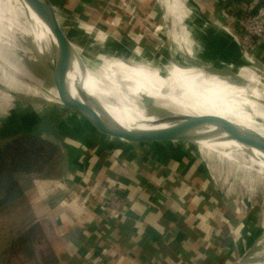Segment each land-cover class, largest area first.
Here are the masks:
<instances>
[{
  "label": "crops",
  "instance_id": "0c3cea01",
  "mask_svg": "<svg viewBox=\"0 0 264 264\" xmlns=\"http://www.w3.org/2000/svg\"><path fill=\"white\" fill-rule=\"evenodd\" d=\"M188 2L197 6L205 19L232 28V17L237 11H254L264 4V0ZM236 48L234 51L239 53V47ZM257 58L264 62V38ZM56 108L73 111L70 113L83 120L93 137L87 141L85 137L67 141L69 134L66 136L53 126L51 134L45 135L47 130L41 126L36 131L0 139L1 144L22 134H34L60 149L63 144L69 147L68 152L65 150L67 168L63 171L58 169L53 177L31 174L21 178L23 198L32 212L29 221H21L22 228L38 223L50 225L54 230L49 245L53 264H189L178 259L186 254L191 256L190 264L204 255L201 264H208L210 257L214 264H219L221 247L223 256L228 261L232 259V225L228 227L226 222L229 224L234 218L225 216L222 221V211L215 207L217 202L209 205V199L199 203L204 199L206 185H197L201 179L187 165L180 166L170 146L156 143L142 146L112 138L98 132L75 110ZM115 183L130 207L123 218L106 217L105 205H99L106 190ZM210 213L213 217L206 216ZM206 217L209 224L204 222ZM196 226L202 228V237H194ZM140 228L143 234L138 237Z\"/></svg>",
  "mask_w": 264,
  "mask_h": 264
},
{
  "label": "bare ground",
  "instance_id": "6f19581e",
  "mask_svg": "<svg viewBox=\"0 0 264 264\" xmlns=\"http://www.w3.org/2000/svg\"><path fill=\"white\" fill-rule=\"evenodd\" d=\"M158 1L165 25L163 30L176 46L179 55L177 59L154 64L152 59L134 54L126 58L130 63L124 67L116 60H104L101 55L104 59L98 56L96 59L101 65L94 66L86 61L81 48L76 46L70 68L65 75V84L71 94L99 113L100 108L103 114L132 131L170 125L169 122L159 123L163 115L149 111L151 107L163 114L222 116L264 136V65L249 57L241 43L239 54L243 55L241 60L244 65L221 62L218 57L209 53L205 41L218 44L227 41L233 46L236 40L241 42L234 28L231 30L226 24L205 19L197 6L188 0ZM170 18L172 26L168 25ZM177 21L182 25L178 31L175 30ZM7 42L13 45V49H5ZM33 43L51 60L49 66L41 64L38 67L49 71L50 67L59 65L57 39L50 27L38 20L35 13L27 10L24 4L21 5L16 0H0V61L4 64L1 69V84L18 92L41 91L47 101L63 108L54 82L48 92L42 86L39 90L21 82L20 75L33 76L25 71L26 59L36 66L39 61H45L33 58ZM11 56L15 59H11ZM121 72L134 77L113 85L109 81L110 77L118 76ZM51 80L53 81L52 77ZM146 98L151 104L147 103ZM167 101H178L181 108L174 107ZM235 106L249 107L258 124L248 122L242 114L243 110L239 111L241 108ZM213 129L215 128L207 126L201 132ZM204 142L206 145L216 144L220 152L225 154L228 164L236 169L264 178V151L228 139L225 133L197 140L196 144ZM258 246L256 252L253 253L251 248L239 257L237 264H264V236Z\"/></svg>",
  "mask_w": 264,
  "mask_h": 264
},
{
  "label": "rangeland",
  "instance_id": "374dc122",
  "mask_svg": "<svg viewBox=\"0 0 264 264\" xmlns=\"http://www.w3.org/2000/svg\"><path fill=\"white\" fill-rule=\"evenodd\" d=\"M16 2L21 5L24 4L27 10L35 13V17L38 20L44 22L26 0H16ZM53 2L62 13L63 18L65 19V24L70 28V33L73 34V32H76V34H84L82 29H80V21L93 27L100 28L101 32L99 35L105 37L103 43L107 45V47H101L102 49L98 48L97 50H103L105 52L111 49L116 51L119 55L125 53L126 56L135 52V54H141L145 59H152L154 64L170 60L172 55H174L173 52H175L176 59L179 56L177 55L176 46L171 51L167 45V39L163 30L165 25L162 21V11L158 0H53ZM233 19H235V15L232 17V20ZM233 22L234 27H236L235 20H233ZM176 25L178 26V30L182 26L178 21ZM229 28L231 29L232 27ZM231 30L230 32H232ZM234 33L232 34L234 35ZM84 38L85 45L83 47V54L84 57L86 56V61L94 66H100L101 64L96 60L90 61L88 59V56H90L89 53H95L96 55L98 52L94 51L93 47L90 45L92 43V38ZM205 42L208 45L209 53L213 54V57H218L217 59L221 62L224 61V63L244 65V62L241 60L243 55H240V52L236 53L234 51V48L239 47L240 43L238 40H236L234 44L232 43L233 46L226 43L227 41L219 44L217 42H209L208 40ZM6 44V48L11 49L12 44L9 42ZM101 55H103L105 59L102 58ZM247 55L264 65V62L256 59L248 53ZM97 56L104 60H116L117 63L124 67L130 63L125 56L108 54H99ZM41 57L39 59H42ZM45 57L47 56L45 55ZM10 58L15 59L14 56H11ZM33 58L35 59L36 57ZM50 62L51 60L47 57L45 61H39L36 66L34 62L26 59L25 71L33 76L20 75L21 82L29 84L39 90L43 87L44 91L47 89L46 92H48V88L52 86L53 81L51 80V76L47 69L38 67V65L45 64L49 66ZM3 67L4 64L0 61V77L2 73L1 69ZM226 67H228L227 64ZM121 73L122 74H119L118 76L110 77L109 81L115 85L126 82L134 77V75L126 72ZM2 85L3 84L0 82V139L9 138L16 133H23L27 130H30L31 132L36 131L41 126L45 127L47 130L44 131L45 135H48L47 133L51 134L49 131L50 127L53 126L66 136L69 134V138L66 139L67 141L70 138L74 141H79L84 137L87 141L93 137L83 120H81L76 114L70 113L73 111H57V104L47 101L41 91L31 90L28 93L20 91L18 92V97H13L5 91ZM167 102L174 107L181 108L178 101ZM235 107H240L241 109L238 108L240 109L239 111L243 110L242 114L248 122H252L253 125L258 124L255 114L249 109V107ZM33 125L35 127H33ZM8 140L10 139L5 141ZM202 144L204 145L202 146ZM65 145L66 144H63V146L61 145L62 148H59V151L56 152L55 147L57 148V145H54L50 140L44 139L37 149L39 155L42 152L43 157L35 162L33 167L36 171H32V173L34 175L44 174L43 176L51 175L53 177L55 176L53 174H57L58 169L63 171L67 168L64 156L66 153L65 150L68 152L69 147L66 148ZM183 145L185 146L186 144ZM187 145L189 151H194V146L196 148L198 146L200 151L203 152L206 157L208 156V158H211L213 155H216L227 162L226 156H224L225 154L220 152V149L216 144L206 145L204 142L197 144V146L195 144ZM183 149L184 152H186L184 147ZM202 149H204V151ZM195 155H199V152L196 151ZM202 161L204 165H208L210 173L214 178L210 180V183H204L203 180H201L200 183H197V185H201V183L206 185L204 194L202 195L204 196V199L202 201L200 200L199 203L210 199L209 205H211L212 201L218 203L215 207L217 206L218 209H221L222 212L220 218L222 221L225 216H231L234 218V220L231 218L232 222L230 221L229 224L226 222L228 227L230 224L232 225L230 229V232L232 233L231 237H233L232 243L234 245L231 254L232 259L228 261L229 258L223 256L222 250H224V248L221 247L222 255H219V259H221L219 264H237L239 257L251 249L252 243L261 236H264V178L261 179L260 177H254L252 180L248 179L242 172L228 171L218 158L215 160L214 158L209 160L203 157ZM224 200L236 203L240 207V210L245 209V205H247V208L245 209L247 215L244 213V217L242 213L239 214L235 211L232 212L225 206ZM221 205H224L225 207L222 206L221 208ZM202 209H200V211ZM31 213V209H28L26 202H23L22 204L18 203L16 206L6 208L0 213V264L54 263V259L49 250L50 241L54 237V230L50 225L45 224L43 226L38 223L33 230L36 232L35 236L31 235L29 237L31 238L34 236L33 240H30L29 238L26 239V241L18 240V238H21L22 230H24V228L22 229L24 225H21V221H29L32 218ZM241 215L243 216L242 219L250 225L249 229L242 224ZM206 216L212 215L210 213ZM204 222L209 224L208 217L205 218ZM195 224L198 225L197 222ZM194 231L196 232L192 233L195 238L203 236L202 228L196 226ZM29 235L30 234H27L24 237L26 238ZM193 245L196 246L197 242L196 244L193 243ZM255 250H257L256 247L253 249V253L256 252ZM190 258L191 256H188L187 254L178 257L179 260L183 259V261H186L189 264ZM195 258L198 259L197 257ZM204 258H206V255H204L202 259L196 260L194 264H201V261ZM178 259L176 258L174 260L178 261ZM224 259L225 261H223ZM208 264H214L211 257Z\"/></svg>",
  "mask_w": 264,
  "mask_h": 264
},
{
  "label": "water",
  "instance_id": "95a60500",
  "mask_svg": "<svg viewBox=\"0 0 264 264\" xmlns=\"http://www.w3.org/2000/svg\"><path fill=\"white\" fill-rule=\"evenodd\" d=\"M27 3L34 9V11L41 17V19L50 27L53 34L57 39L58 44V56H59V65L56 67H50L48 73L53 79L54 85L58 91V94L61 99L60 105L64 108L75 110L80 113L83 117H85L92 126L100 133L108 135L112 138L120 139L125 142H129L136 145L142 146H150L153 143L159 145H168L177 155L180 166L187 165L192 174L199 177L203 182L210 183V180L214 178L211 175L208 165H204L202 158L205 157L209 160H214L218 158V160L227 168L228 171L242 172L240 169H236L234 166L228 164L224 159H220L218 156L213 155L211 158L206 157L199 149L196 144L197 140L211 138L213 136H217L221 133H225L228 139L235 140L241 144L252 146L264 151V136L244 127H241L228 119L217 116V115H194V114H163L162 111L149 108V111H153V113H159L163 115L159 123H167L170 125L161 128H153L147 129L143 131H132L120 123H118L115 119L110 116H107L101 112L100 113L93 108L92 106L86 104L85 102L74 97L70 90L67 88L65 84V75L67 74L70 64L72 61V57L74 55V51L76 46L81 48V53H83V47L85 43L84 37L92 38V43L90 44L94 51L98 53L95 55L89 53L88 59L90 61H95L97 59V55L99 54H108L114 56H125L126 58L134 56L130 54L126 56L125 53L123 55H119L114 50H97L102 49L101 47H107L104 42V38L100 34V28L93 27L91 25L86 24L83 21H80V29L85 34H76V32L70 33V28L65 24V19L62 16V13L58 10L57 5L53 2V0H26ZM171 17V15L169 16ZM169 19V18H168ZM172 21L170 18L169 22ZM172 26V22L168 24ZM175 30L178 31V26L175 25ZM167 39V45L172 51L175 48L174 42H172L171 37L165 35ZM90 46V47H91ZM93 52V51H92ZM174 53V52H173ZM137 54V53H136ZM86 57V56H85ZM91 57V58H90ZM94 58V59H92ZM175 58V55H172L171 59ZM176 59V58H175ZM3 86V85H2ZM5 91L9 93L13 97H18V91L7 88L3 86ZM147 103L151 104V101L146 98ZM207 126H212L215 129L209 132H201L203 128ZM26 135V134H22ZM20 135V136H22ZM183 144H186L185 146ZM187 144H195L197 148L194 146V151H189L187 149ZM183 147L186 149L184 152ZM199 152V155H195L196 151ZM245 173V174H244ZM244 175L248 179H254V177H260L259 175H249L244 171ZM262 179V177H260ZM250 180V181H252ZM225 206L229 208L232 212H238L242 215L245 213L247 215V205L245 209L240 210V207L236 203H231L229 201H225ZM241 220L242 224L246 226V228L250 227L249 224L245 220ZM245 217V216H244ZM264 235V233H263ZM262 236L258 239H261ZM256 240L252 243V250L256 247L258 250V242L260 240ZM255 250V251H257Z\"/></svg>",
  "mask_w": 264,
  "mask_h": 264
},
{
  "label": "trees",
  "instance_id": "16d2710c",
  "mask_svg": "<svg viewBox=\"0 0 264 264\" xmlns=\"http://www.w3.org/2000/svg\"><path fill=\"white\" fill-rule=\"evenodd\" d=\"M258 40L260 42L262 41L261 38ZM33 45V57L39 58L44 56L40 47L35 43ZM11 49H13V45ZM259 50L260 43L258 44V50H256V56L258 57ZM43 140L38 135L29 134L10 139L0 144V213L6 208L26 202L23 198L25 192L21 184V178L25 175L33 174L32 171H36L33 166L39 158L42 159L43 157L42 152L39 155L37 150ZM55 149L56 152L59 151L58 146ZM36 226L37 224H32L27 229L22 230L21 238H18V240L26 241L31 235L35 236L36 232L33 230ZM27 234L30 235L25 238L24 236ZM34 236L29 239L33 240Z\"/></svg>",
  "mask_w": 264,
  "mask_h": 264
},
{
  "label": "built area",
  "instance_id": "2783aa9c",
  "mask_svg": "<svg viewBox=\"0 0 264 264\" xmlns=\"http://www.w3.org/2000/svg\"><path fill=\"white\" fill-rule=\"evenodd\" d=\"M234 20L238 31L236 30V27L233 28L241 41L239 43H242L248 54L257 58L256 50H258V44L260 43L258 39L264 38V4L254 11L244 13L237 11ZM99 203L102 207L105 205L104 207L108 211L106 217L113 215L123 218L130 209L128 199L120 194V186L117 183L106 190L104 197ZM142 234L143 229L140 228L138 230V237Z\"/></svg>",
  "mask_w": 264,
  "mask_h": 264
}]
</instances>
